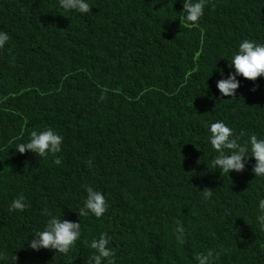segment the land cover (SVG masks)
I'll use <instances>...</instances> for the list:
<instances>
[{"label": "trees", "instance_id": "16d2710c", "mask_svg": "<svg viewBox=\"0 0 264 264\" xmlns=\"http://www.w3.org/2000/svg\"><path fill=\"white\" fill-rule=\"evenodd\" d=\"M87 2L80 14L0 0V264H89L101 233L113 264H195L209 251L211 264H264V177L252 158L215 169L207 132L219 120L241 144L264 138V77H238L235 98L216 88L240 41L264 43V0H205L193 27L182 0ZM44 129L63 137L55 156L15 150ZM85 185L105 196L99 219L79 215ZM21 195L26 208L9 211ZM45 213L81 223L67 254L27 247Z\"/></svg>", "mask_w": 264, "mask_h": 264}, {"label": "clouds", "instance_id": "9594fccd", "mask_svg": "<svg viewBox=\"0 0 264 264\" xmlns=\"http://www.w3.org/2000/svg\"><path fill=\"white\" fill-rule=\"evenodd\" d=\"M182 4L183 8L178 17L180 23L188 27L196 26L204 14L205 0H182ZM59 5L65 11H74L80 14L90 11L87 0H59ZM8 39V34L0 31V48L4 47ZM228 61L229 74L227 78L219 79L216 82V88L222 96L235 98L237 89L241 86L238 77L250 81L264 77V43L244 39L239 42L237 49L232 52ZM218 71L223 75V69H218ZM207 132L211 148L217 153L211 160L215 169L219 168L221 173L227 174L233 171L242 172L246 162L252 158L255 160L252 172L256 177H264V138L251 135L245 143L241 144L238 142V138L233 135V130L219 120L211 122L207 126ZM62 142L63 137L52 129L32 130L28 141L18 143L15 150L20 154L32 152L40 158H45L59 153ZM54 163L60 164V159L57 157ZM84 187L86 197L82 207L78 210L80 217L92 215L97 219L101 218L107 210L104 194L91 186L85 185ZM203 195L207 198L211 192L206 191ZM25 208L26 203L23 195L12 200L9 205V211H23ZM258 209L257 220L264 226V199L259 200ZM45 215L48 218L43 229L32 234L34 238L27 240V247L37 252L41 249H48L55 250L56 253L67 254L81 236V223L61 219L49 213H45ZM175 233L176 240L183 243V227L178 224ZM111 244L112 239L106 233H101L98 238L91 239L88 247L93 250V254L89 257V264H113ZM212 256L211 251L206 254L197 253L194 257L195 264H211ZM11 260H16L15 255L11 257Z\"/></svg>", "mask_w": 264, "mask_h": 264}]
</instances>
